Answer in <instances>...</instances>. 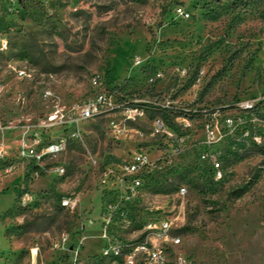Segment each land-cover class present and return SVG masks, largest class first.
<instances>
[{
  "label": "rangeland",
  "instance_id": "obj_1",
  "mask_svg": "<svg viewBox=\"0 0 264 264\" xmlns=\"http://www.w3.org/2000/svg\"><path fill=\"white\" fill-rule=\"evenodd\" d=\"M242 1L22 0L12 13L0 4V39L9 42L0 55V119L15 126L45 122L92 96L95 75L104 89L128 99L217 106L258 97L264 94V0ZM177 8L189 17H179ZM18 69L29 76L18 77ZM157 72L165 78L150 83ZM159 116L181 135L172 115L154 109L130 125L144 137L132 132L116 138L106 120L84 122L74 136L72 128L45 131L67 137V150L55 161L66 174L35 181L30 167L16 160L18 133H6L16 170L6 175L0 166V264H108L100 238L99 171L89 153L99 165L138 149L158 155L162 147L149 133ZM185 135L191 136L185 155L142 200L159 208L147 217L178 218V252L196 264H263L264 153L236 158L225 146L226 177L215 183L199 166L198 148H189L202 141L200 134ZM181 187L185 196H179ZM26 194L31 200L25 204ZM68 198L78 201L75 211L62 207ZM63 234L71 238L68 252L54 249Z\"/></svg>",
  "mask_w": 264,
  "mask_h": 264
},
{
  "label": "built area",
  "instance_id": "obj_2",
  "mask_svg": "<svg viewBox=\"0 0 264 264\" xmlns=\"http://www.w3.org/2000/svg\"><path fill=\"white\" fill-rule=\"evenodd\" d=\"M0 4L5 5L12 13L20 8L22 0H0ZM176 14L181 18L189 17L183 8H177ZM8 51V40L0 39V55ZM135 63L139 64V61ZM16 71L20 78L29 76L26 70ZM186 73L183 71L184 75ZM164 78L163 72H157L150 79V83L155 84ZM92 85L95 92L83 103L68 109H58L49 115L45 122L37 125L15 126L0 119L1 169L6 175L16 170V165L9 159L6 133H18L16 160L30 167L29 177L35 181L51 172L58 176L66 174L65 167L55 161L66 152L67 137L63 133H58L53 138L50 135L47 137L45 131L48 133L72 128L74 136L81 134L82 123L106 120L109 130L116 138H126L132 132L144 137L143 133L134 130L130 125L144 122L149 109L167 112L172 115L173 123L181 130V135L166 118H154L149 138L161 145L158 155L154 156L144 149H138L123 161L104 162L99 165L95 156L89 153L91 163L99 171L103 203L100 222L102 258L108 264H196L189 256L178 252L182 246V238L176 233L178 227L174 225L178 218L164 215L147 217L149 213L158 212L159 208L152 210L147 206L150 202L143 203L142 200L150 194L152 183L168 177L176 162L185 155L191 139L190 135H185L187 133L200 134L202 141L192 142L189 148H198L199 166L206 170L215 183L223 182L226 177L227 155L222 151L225 146L236 158L254 150L264 153V94L228 105L194 106L193 103L186 105L171 99L147 101L120 97L117 90L108 91L103 88V80L99 75L92 78ZM262 177L264 182V166ZM187 193L186 187L180 188L179 196H185ZM22 200L26 204L31 197L26 194ZM261 200L264 204V190ZM61 205L65 209L75 211L78 201L63 199ZM92 224L93 222H90V225ZM86 230L87 224L84 223L81 231ZM86 239L84 237L79 246ZM70 242V236L63 234L54 243V249L68 252L73 249ZM79 249L80 247L76 251L77 256Z\"/></svg>",
  "mask_w": 264,
  "mask_h": 264
},
{
  "label": "trees",
  "instance_id": "obj_3",
  "mask_svg": "<svg viewBox=\"0 0 264 264\" xmlns=\"http://www.w3.org/2000/svg\"><path fill=\"white\" fill-rule=\"evenodd\" d=\"M242 2H244V4H250V3H259L260 2V0H246V1H242ZM242 5H243V3H242ZM209 177V176H208ZM210 178V177H209Z\"/></svg>",
  "mask_w": 264,
  "mask_h": 264
}]
</instances>
